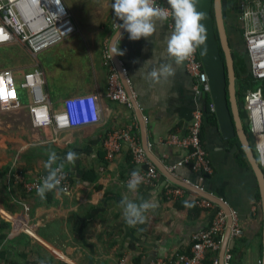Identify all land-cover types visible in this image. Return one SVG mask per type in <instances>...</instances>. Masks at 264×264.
Returning <instances> with one entry per match:
<instances>
[{"label": "crops", "instance_id": "crops-1", "mask_svg": "<svg viewBox=\"0 0 264 264\" xmlns=\"http://www.w3.org/2000/svg\"><path fill=\"white\" fill-rule=\"evenodd\" d=\"M61 1L70 16L58 27V43L37 54L24 48L23 65H31L39 54L45 53L43 65L37 62L25 69L16 65L0 72L11 70L20 83L19 72L38 67L44 75V93L52 113L61 112L65 101L71 98L97 96L99 122L57 133L52 127L35 128L29 113L31 95L21 88L19 107L8 112L0 110V170H6L0 177L2 264H151L156 258L189 252L193 234L210 227L217 208L202 207L199 196L188 190L175 195L171 192L174 186L158 169L153 187L140 185L131 193L127 189L128 176L134 170H147L148 165L133 164L132 152L125 144L112 160L105 157L103 143L109 133L136 124L141 141L133 108L108 97L109 77L117 71L103 55L119 27L113 26L112 0ZM162 2L168 6L166 0ZM224 12L234 58L238 55L235 60L240 67L242 55L249 74L247 52L241 49L244 28L239 2L225 0ZM173 28L172 19L158 23L152 37L137 41L123 31L115 47L121 48L124 55L116 57L147 120L151 151L167 169L187 155V150L172 143L171 137L185 138L195 110L204 111L201 139L213 173L201 183L199 173L187 166L176 169L175 175L225 199L242 214L243 229L248 234L253 228L255 176L241 159L240 143L236 139L226 140L218 123L208 119V95L197 93L185 62L176 66L168 56L166 38ZM151 59V64L138 72ZM160 63H172L176 74L168 81L150 85L145 74ZM259 89L264 94V83ZM52 151L64 162V171L72 183L70 191L48 192L41 199L37 191H26L22 184L10 181L8 170L12 169L23 170L29 180L47 176L45 164ZM70 151L78 154L74 164L64 161ZM124 196L136 202L151 198L157 207L146 213L145 223L130 227L120 208ZM3 223L9 226L5 228Z\"/></svg>", "mask_w": 264, "mask_h": 264}, {"label": "built area", "instance_id": "built-area-1", "mask_svg": "<svg viewBox=\"0 0 264 264\" xmlns=\"http://www.w3.org/2000/svg\"><path fill=\"white\" fill-rule=\"evenodd\" d=\"M237 1L241 8L240 18L244 28V44L250 62V75L256 81H264V0ZM157 3L162 7H168L162 0H157ZM69 16L61 0H0V45L18 43L29 47L34 54H37L40 50L58 43L61 39L58 27ZM119 23L120 21L114 16V28H117ZM103 57L105 60H110L108 51H105ZM185 65L189 75L195 81L197 93L210 96L211 87L208 74L200 57L199 49L190 59L185 61ZM124 72L126 73L125 70ZM14 76V72L11 70L0 72V110L8 112L19 107L18 89L21 88L28 90L31 95L29 113L35 128L52 127L57 133L64 129L79 128L99 122L100 107L97 96L71 98L65 101L64 109L61 112L52 113L49 98L44 93V75L38 67L25 73L20 83L15 81ZM108 97L112 101L132 108L117 72H112L109 77ZM245 107L249 113V132L255 142L258 161L260 166L264 168V94L262 89L249 92ZM210 110L215 113L213 104L210 105ZM203 123L204 111L196 109L189 134L182 139L176 136L171 137V142L187 150V155L169 169L175 174L179 167H191L193 171L199 173L198 180L200 183L206 179L207 175L213 173L207 150L202 144ZM137 130V125L131 124L121 131L109 133L103 143L105 157L107 160H112L121 152L124 144L128 145L132 152L133 164L144 163L148 165L147 170L140 171L145 178L141 185L153 187L156 184L158 172L148 161ZM64 173L66 179L62 183L70 191L71 179L66 171ZM8 175L10 179L13 178L14 182L23 183L29 191L37 190L43 178L46 177V175H42L29 180L21 169H12ZM184 180L191 182L188 179ZM197 185L200 186V184ZM183 190H185L183 187L175 185L171 192L179 195ZM199 203L205 208H217L210 227L193 234L189 252H180L168 258H156L151 264H203L207 251L219 252L221 241L218 238L223 236L227 216L222 208L206 198L199 196ZM233 214L235 217L233 234H235L239 231L237 229V210L234 209ZM225 260L226 264H229L231 260L229 251Z\"/></svg>", "mask_w": 264, "mask_h": 264}, {"label": "water", "instance_id": "water-1", "mask_svg": "<svg viewBox=\"0 0 264 264\" xmlns=\"http://www.w3.org/2000/svg\"><path fill=\"white\" fill-rule=\"evenodd\" d=\"M196 6L197 10L204 16L202 23L206 27V41L204 46L198 49L204 68L208 74L211 87L210 99L214 106L219 129L226 140L237 139L239 141L259 189L262 210V258L260 264H264V169L260 166L258 158L255 155L250 141V134L247 133L246 124L242 117V104L239 97H237L235 58L226 26L225 0H198ZM120 31L122 33L124 30L121 29ZM118 33L119 27L110 39L108 54L110 62L116 68L135 112L140 128L142 148L148 161L172 184L181 186L185 190L206 198L224 210L227 222L218 252V264H226V254L229 251L234 236V209L225 199L212 194L202 186L179 179L152 153L147 120L134 95L127 74L124 72V67L115 54L112 56V48L115 47V43L119 38Z\"/></svg>", "mask_w": 264, "mask_h": 264}, {"label": "clouds", "instance_id": "clouds-1", "mask_svg": "<svg viewBox=\"0 0 264 264\" xmlns=\"http://www.w3.org/2000/svg\"><path fill=\"white\" fill-rule=\"evenodd\" d=\"M166 2L168 7L160 6L157 0H114L111 7L115 18L120 21L118 36L121 39V29L127 32L129 39L133 41L148 39L156 33L158 23L163 24L171 17L174 28L171 35L166 38L167 54L174 59L176 66H180L205 44L206 27L202 23L204 16L197 10L198 0H166ZM114 54L122 56L124 51L113 47L112 56ZM151 62L152 59L146 61L138 72ZM175 74L176 69L172 63H160L158 67H152L147 71L144 78L150 85H156L174 78ZM77 159L78 154L70 151L64 161L74 164ZM45 168L48 174L37 187L40 198H46L48 192L67 193L68 188L62 183L66 179L64 162L54 151L49 153ZM144 179L139 170H134L127 182V189L135 193ZM156 207L151 198L136 202L124 196L120 201L123 218L130 227L145 223L146 213Z\"/></svg>", "mask_w": 264, "mask_h": 264}, {"label": "trees", "instance_id": "trees-1", "mask_svg": "<svg viewBox=\"0 0 264 264\" xmlns=\"http://www.w3.org/2000/svg\"><path fill=\"white\" fill-rule=\"evenodd\" d=\"M240 56H241L239 58L241 61L240 67H238L237 61L235 60L236 72H237L236 73V75H237V97H239L240 103L242 104V117H243L245 124H246L247 133L250 134V132H249L250 128H249V124H248L249 113L247 112L246 107H245L246 98H247L249 92L256 91L259 88V86H261L264 82L263 81H256L253 78V76L250 75V73L248 74L247 67L245 65L246 63H244V58L242 57V55H240ZM222 57L224 59L223 51H222ZM236 57H238V55ZM239 59H238V63H239ZM211 104H212V102H211L210 96H207L206 97V111H207V115H208L207 117L210 121H212L216 124L217 123L216 115H215V113H213L210 110ZM236 141H238V140L236 139ZM250 141L253 145L255 155L258 158V153H257V151L255 149V145H254L255 142H254V139L252 138L251 135H250ZM240 151H241L242 161L244 162V164L249 166L247 159H246L241 147H240ZM189 168H191V167H189ZM5 172H6L5 169L0 170V177H2L5 174ZM8 172H9V170H8ZM11 180H13V178H11L10 181ZM12 182H14V181H12ZM18 184L23 185V183H21V182H19ZM172 185H174V184H172ZM23 187L26 191H29V190H27V188L24 185H23ZM256 187L257 188H256V193H255V199L253 201V205L255 206L256 210H254V214L252 212L251 224H252L253 228H252V230L249 231V233L254 232L255 235L253 236V238H250L248 235L249 233L247 234L244 232V229H243L244 225L241 221L242 214L240 215L238 212V227H237V229L239 231L234 234L232 241H231V244H230L229 254H231V260H230L229 264H235L236 261L241 262L245 256L244 248L250 247V244L253 241L256 242L257 239H258V242H257L258 257H259V260L261 262V258H262V210H261V202H260V193H259V189L257 186V182H256ZM36 191L37 190H33V191H29V192H36ZM245 219L246 218H244V220ZM2 226H4L6 228L9 226V224L3 223ZM3 239L4 238L2 236L0 240L3 241ZM221 239H222V236H220L218 238L219 241H221ZM0 256H1L0 264H2V261H3L2 257L3 256L2 255H0ZM215 261H218V252L207 251L206 258H205L203 264H218V263H215ZM260 262H259V264H260ZM8 263H6V264H8Z\"/></svg>", "mask_w": 264, "mask_h": 264}, {"label": "rangeland", "instance_id": "rangeland-1", "mask_svg": "<svg viewBox=\"0 0 264 264\" xmlns=\"http://www.w3.org/2000/svg\"><path fill=\"white\" fill-rule=\"evenodd\" d=\"M24 48H27L30 50L29 47H25L18 43L13 44V45H10V44L0 45V70L3 68L11 69V67L14 68L16 65L20 66V67H17L18 69L22 67H24L23 69H25V67L34 65V63L38 62L39 65L43 63V58L46 55L45 53L39 54L38 60L34 61V63H32L31 65H27V66L23 65L24 58H25L24 53H23L25 51ZM23 73H25V71L19 72V74H17L19 76V79L21 80L23 79V76H24ZM254 210H256V208L253 205V212ZM248 235L250 238H253L255 233L251 232ZM257 242H258V239L256 240V242L253 241L250 244V247H247V248L245 247L244 248L245 256L243 260L241 262L236 261L235 264H259L260 260L258 257Z\"/></svg>", "mask_w": 264, "mask_h": 264}, {"label": "flooded vegetation", "instance_id": "flooded-vegetation-1", "mask_svg": "<svg viewBox=\"0 0 264 264\" xmlns=\"http://www.w3.org/2000/svg\"><path fill=\"white\" fill-rule=\"evenodd\" d=\"M241 49H242V51L244 52V53H246V48H245V44L243 43H241ZM256 185H255V190L252 192V200H254L255 199V193H256ZM252 212H253V210H252ZM253 214H254V212H253Z\"/></svg>", "mask_w": 264, "mask_h": 264}]
</instances>
